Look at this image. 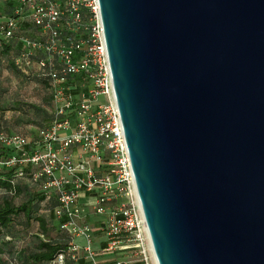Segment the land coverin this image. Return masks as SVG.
<instances>
[{
    "label": "water",
    "instance_id": "obj_1",
    "mask_svg": "<svg viewBox=\"0 0 264 264\" xmlns=\"http://www.w3.org/2000/svg\"><path fill=\"white\" fill-rule=\"evenodd\" d=\"M158 264H264V0H99Z\"/></svg>",
    "mask_w": 264,
    "mask_h": 264
},
{
    "label": "built area",
    "instance_id": "obj_2",
    "mask_svg": "<svg viewBox=\"0 0 264 264\" xmlns=\"http://www.w3.org/2000/svg\"><path fill=\"white\" fill-rule=\"evenodd\" d=\"M4 3L12 6L0 23V38L17 42L18 68L36 66L50 80L54 118L33 142L0 133L7 150L0 167L15 168L18 177L25 167L35 168L43 204L55 199L52 213L60 229L87 239L83 250L90 264L103 263L92 249V228L80 223L82 192L96 194L106 251L125 253L115 264H158L116 102L99 0H0ZM80 250L72 241L50 264L76 262Z\"/></svg>",
    "mask_w": 264,
    "mask_h": 264
},
{
    "label": "trees",
    "instance_id": "obj_3",
    "mask_svg": "<svg viewBox=\"0 0 264 264\" xmlns=\"http://www.w3.org/2000/svg\"><path fill=\"white\" fill-rule=\"evenodd\" d=\"M17 54V42L0 38V80L1 73L7 70L28 81L42 84L50 90V80L40 76L36 66L23 71L15 65ZM77 82L79 83L80 79ZM4 92L0 81V96ZM51 99L50 96L47 101ZM32 108L37 113L39 125H43V121H53V115L43 116L44 111L41 108L33 105ZM2 126L0 123V133L6 132ZM45 128L40 129L34 140L39 138ZM0 154L7 155V151H0ZM34 171V167H25L23 177H18L15 168L0 171V191L4 195L0 199V264H50L60 252L66 251L73 241L67 231L60 229V222L56 221L52 213L57 205L56 200L52 198L42 204V197L32 194L41 190L39 182L33 181ZM16 197H25L26 200L17 205L14 200ZM36 225L37 231L32 232ZM22 238L28 240V243L23 248H17L16 243ZM69 262L68 259L66 264Z\"/></svg>",
    "mask_w": 264,
    "mask_h": 264
},
{
    "label": "rangeland",
    "instance_id": "obj_4",
    "mask_svg": "<svg viewBox=\"0 0 264 264\" xmlns=\"http://www.w3.org/2000/svg\"><path fill=\"white\" fill-rule=\"evenodd\" d=\"M3 16L4 14L0 12V19ZM0 21L2 22V19ZM28 29L29 28H27V30ZM0 81L5 91L0 96V123H2L4 130L8 132L3 133L21 134L26 136L30 142L34 141L40 129L49 125V120L46 122L43 121V125H39L37 113L32 108V105L41 108L44 111L43 116L54 115L52 99L51 101H47L50 96L52 97L50 90L46 89L42 84L28 81L26 78L18 77L7 70L1 73ZM82 88L84 89L85 85ZM75 96L76 99H78L77 93H75ZM0 151L3 153L7 151L1 143ZM4 170L8 169L0 167V171ZM40 192L41 191H38L32 194H37L36 196H39ZM3 196V192L0 191V199H2ZM14 200L17 205H20L26 199L25 197H16ZM103 221L105 223V218H103ZM36 231L37 225L32 232ZM27 243L28 240L26 241L22 238L16 243V247L23 248ZM4 259L6 258L4 257Z\"/></svg>",
    "mask_w": 264,
    "mask_h": 264
},
{
    "label": "crops",
    "instance_id": "obj_5",
    "mask_svg": "<svg viewBox=\"0 0 264 264\" xmlns=\"http://www.w3.org/2000/svg\"><path fill=\"white\" fill-rule=\"evenodd\" d=\"M10 6H12V4L10 3H4L0 6V12L4 14L3 17L9 15ZM103 100L104 99H101V101ZM39 196L42 197V200H43V196L41 194ZM95 196L96 194L94 193H91V194L86 193V192L81 193V196L79 199V207L82 208L83 210V219L80 221V223L89 225L92 228L91 230L92 249L94 251L96 259L103 264H115L116 259L120 258L125 253H122V252L114 253V252L106 251L107 237L105 235V225H104L105 223L103 221L104 217L100 216L102 217L100 218L98 217V215L95 214ZM42 204H43V201H42ZM73 243L80 246L81 250L78 253V258H79L78 261L74 262L70 260L69 264H90L88 260L86 259L85 253L83 250V247L87 245V239L83 236L75 237L73 239ZM130 250L134 251V249H130Z\"/></svg>",
    "mask_w": 264,
    "mask_h": 264
}]
</instances>
